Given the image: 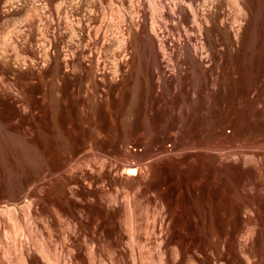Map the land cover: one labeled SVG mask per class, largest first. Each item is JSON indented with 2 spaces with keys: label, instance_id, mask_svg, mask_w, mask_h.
<instances>
[{
  "label": "rangeland",
  "instance_id": "obj_1",
  "mask_svg": "<svg viewBox=\"0 0 264 264\" xmlns=\"http://www.w3.org/2000/svg\"><path fill=\"white\" fill-rule=\"evenodd\" d=\"M0 264H264V0H0Z\"/></svg>",
  "mask_w": 264,
  "mask_h": 264
},
{
  "label": "built area",
  "instance_id": "obj_2",
  "mask_svg": "<svg viewBox=\"0 0 264 264\" xmlns=\"http://www.w3.org/2000/svg\"><path fill=\"white\" fill-rule=\"evenodd\" d=\"M177 68H182L184 69L185 68V64L184 63H179L177 66L173 63V62H167V66H166V69L170 70V71H174L176 70ZM227 130L229 131L230 128H227ZM127 147L130 148V149H133V150H142L143 149V146L142 145H137V144H134V143H128L127 144ZM166 149L167 151H174L175 150V146L173 145V143L171 141H168L166 143Z\"/></svg>",
  "mask_w": 264,
  "mask_h": 264
},
{
  "label": "bare ground",
  "instance_id": "obj_3",
  "mask_svg": "<svg viewBox=\"0 0 264 264\" xmlns=\"http://www.w3.org/2000/svg\"><path fill=\"white\" fill-rule=\"evenodd\" d=\"M195 16V13H194ZM126 172L134 174L136 172V168L135 167H128L126 168Z\"/></svg>",
  "mask_w": 264,
  "mask_h": 264
}]
</instances>
